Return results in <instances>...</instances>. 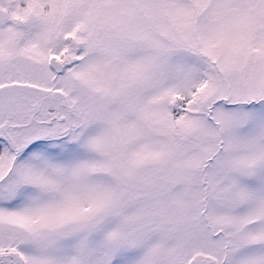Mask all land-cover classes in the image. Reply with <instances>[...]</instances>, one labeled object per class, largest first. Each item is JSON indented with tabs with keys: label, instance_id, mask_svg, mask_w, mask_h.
<instances>
[{
	"label": "snow or ice",
	"instance_id": "snow-or-ice-1",
	"mask_svg": "<svg viewBox=\"0 0 264 264\" xmlns=\"http://www.w3.org/2000/svg\"><path fill=\"white\" fill-rule=\"evenodd\" d=\"M0 264H264V0H0Z\"/></svg>",
	"mask_w": 264,
	"mask_h": 264
}]
</instances>
